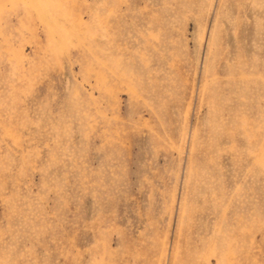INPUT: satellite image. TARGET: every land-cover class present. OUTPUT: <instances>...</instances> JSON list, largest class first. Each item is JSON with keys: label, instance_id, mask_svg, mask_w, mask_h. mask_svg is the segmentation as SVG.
I'll list each match as a JSON object with an SVG mask.
<instances>
[{"label": "rangeland", "instance_id": "1", "mask_svg": "<svg viewBox=\"0 0 264 264\" xmlns=\"http://www.w3.org/2000/svg\"><path fill=\"white\" fill-rule=\"evenodd\" d=\"M0 264H264V0H0Z\"/></svg>", "mask_w": 264, "mask_h": 264}]
</instances>
